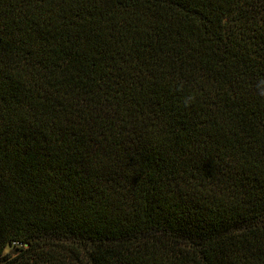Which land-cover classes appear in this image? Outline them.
Returning a JSON list of instances; mask_svg holds the SVG:
<instances>
[{"label":"trees","instance_id":"16d2710c","mask_svg":"<svg viewBox=\"0 0 264 264\" xmlns=\"http://www.w3.org/2000/svg\"><path fill=\"white\" fill-rule=\"evenodd\" d=\"M0 264H264V0H0Z\"/></svg>","mask_w":264,"mask_h":264},{"label":"rangeland","instance_id":"374dc122","mask_svg":"<svg viewBox=\"0 0 264 264\" xmlns=\"http://www.w3.org/2000/svg\"><path fill=\"white\" fill-rule=\"evenodd\" d=\"M10 248H11V247H10V246H8V247L6 248V251H8Z\"/></svg>","mask_w":264,"mask_h":264}]
</instances>
